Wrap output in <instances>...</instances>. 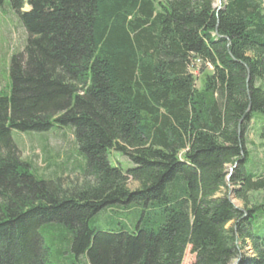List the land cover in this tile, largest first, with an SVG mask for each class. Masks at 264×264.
Segmentation results:
<instances>
[{"label": "trees", "instance_id": "trees-1", "mask_svg": "<svg viewBox=\"0 0 264 264\" xmlns=\"http://www.w3.org/2000/svg\"><path fill=\"white\" fill-rule=\"evenodd\" d=\"M4 2L27 40L0 90V264H51L44 228L81 264H182L189 248L234 264L246 247L241 264H264V203L249 208L264 161L247 150L252 123L264 149V0ZM55 128L73 133L81 184L21 159L14 135ZM236 163L244 210L223 194Z\"/></svg>", "mask_w": 264, "mask_h": 264}, {"label": "rangeland", "instance_id": "rangeland-1", "mask_svg": "<svg viewBox=\"0 0 264 264\" xmlns=\"http://www.w3.org/2000/svg\"><path fill=\"white\" fill-rule=\"evenodd\" d=\"M27 2V0H26ZM223 0H214L215 6H220ZM30 7L27 5L23 11H29ZM27 40V34L21 25L18 14L11 8L9 2L0 4V90L8 91L9 87V70L10 60L13 55L19 54L24 50ZM197 75V87L201 86V79L199 78V72ZM255 125H250V132L248 135L247 150L251 153V158L255 162L264 161V149L261 148V141L257 137L255 131ZM72 131L68 129L55 128L49 133L44 134H16L14 138L20 149L21 159L29 164H32L39 174L46 178H51L55 175L63 177V181L67 184L73 182L81 184L84 181V177L81 174L82 159L77 154V145L74 141ZM254 144V145H253ZM48 147V150L47 148ZM51 148V149H49ZM110 161L113 165L122 164L125 168H132L133 164L120 154L112 153L110 155ZM50 165V167H49ZM63 166L64 170L60 167ZM231 166H228L227 172L230 173ZM229 182V191L224 190L223 194L232 192V197L229 196L231 202L237 208L244 210V203L241 200L235 198L234 187ZM138 188L136 183L130 184V189L135 190ZM251 208L253 205H260L264 203V191L258 193H252L250 195ZM100 215L93 220L92 225L103 231L108 230L109 223H103L100 219ZM115 218H111L114 220ZM114 222V221H113ZM116 225L115 222L113 223ZM108 225V226H107ZM119 229L120 226H116ZM43 235L46 243H52V252L50 255L51 264H81L80 259L72 253L69 248V242L66 235L60 236V233L49 232L46 228L43 229ZM254 252L251 247H246L241 251L239 260L234 264H241L244 258H253ZM195 256L192 255L189 248L185 254V258L182 264H193Z\"/></svg>", "mask_w": 264, "mask_h": 264}, {"label": "water", "instance_id": "water-1", "mask_svg": "<svg viewBox=\"0 0 264 264\" xmlns=\"http://www.w3.org/2000/svg\"><path fill=\"white\" fill-rule=\"evenodd\" d=\"M215 7H217V6H215ZM238 164H239V163H236V165H235L234 167L231 168L230 173H229V176H228V178H227L228 181L231 179V176H232V174H233V172H234V169L236 168V166H238ZM229 196L232 197V192H230ZM229 199H230V198H229ZM236 208H237V207H236ZM238 209H239V208H238Z\"/></svg>", "mask_w": 264, "mask_h": 264}]
</instances>
